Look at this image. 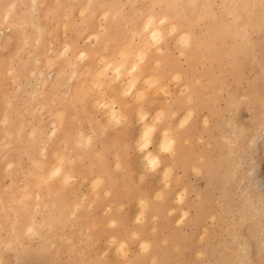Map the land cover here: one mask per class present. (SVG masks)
Here are the masks:
<instances>
[{
	"label": "rangeland",
	"instance_id": "rangeland-1",
	"mask_svg": "<svg viewBox=\"0 0 264 264\" xmlns=\"http://www.w3.org/2000/svg\"><path fill=\"white\" fill-rule=\"evenodd\" d=\"M0 264H264V0H0Z\"/></svg>",
	"mask_w": 264,
	"mask_h": 264
},
{
	"label": "bare ground",
	"instance_id": "bare-ground-1",
	"mask_svg": "<svg viewBox=\"0 0 264 264\" xmlns=\"http://www.w3.org/2000/svg\"><path fill=\"white\" fill-rule=\"evenodd\" d=\"M35 1V0H34ZM89 2H90V0H88ZM236 1V0H235ZM121 2V1H120ZM171 3V2H170ZM244 3V2H243ZM244 5H245V3H244ZM88 5H86V7H87ZM167 6H169V4L167 3ZM244 9V8H243ZM116 10V9H115ZM234 10H235V8H234ZM83 11H85V10H83ZM139 11H140V9H139ZM81 12H82V10H81ZM93 12V11H92ZM115 12L116 11H112L110 8H106L105 10H104V15L103 16H105V18H106V21H105V24L103 25V23H102V25H103V29H101V30H103V33H102V38H104L103 40H107V39H109L110 37H111V35H112V33H113V26L111 25V23H113V20H111V19H113V17L114 16H116L115 15ZM176 14H178V13H176ZM179 15V14H178ZM108 16H111V18L110 19H108ZM179 16H181V15H179ZM9 17H10V14L9 13H7V15H6V20H8L9 19ZM168 19H170L171 21H173L174 19L175 20H177V21H175V23H176V25L177 26H181V23L183 22L182 21V19H181V17L180 18H176L175 16H174V14H172V12H170V11H168V10H164V11H162V12H155V11H150V12H147L146 13V19H145V21H144V23H143V26L141 27L142 29H149V31H147L146 33L148 34L149 33V37L151 38V40H154L155 42H157L158 41V39H161V37H162V35H161V31H162V29H161V22H163L164 20H168ZM81 21V20H80ZM158 25V27L156 26V24ZM228 24V23H227ZM154 25V26H153ZM160 26V27H159ZM175 26V25H174ZM84 28V27H83ZM101 28V27H100ZM173 28V27H172ZM231 32H233V30L232 29H229ZM132 32V31H131ZM221 33V32H220ZM93 33H91L90 35H92ZM96 34V33H95ZM98 34V33H97ZM145 34V33H144ZM146 35V34H145ZM88 36V35H87ZM144 36V35H143ZM147 37V36H146ZM133 38V37H132ZM131 38V39H132ZM177 38H178V41L180 42V44H188L189 42H191L192 41V35H191V33H190V31H188V30H183V29H181L180 31H179V33L177 34ZM25 39H27V37H25ZM130 39V40H131ZM23 40H24V38H23ZM148 40V39H147ZM157 40V41H156ZM141 41H142V38H141ZM248 41V40H247ZM144 42V41H143ZM146 42V41H145ZM248 43H249V41H248ZM126 44V43H125ZM144 44V43H143ZM146 44V43H145ZM143 45V47H137V48H135V47H132V45H131V43H127L126 44V46H127V48H123V49H119V51H118V53L120 52V59H117V62H118V64L119 65H117L116 67H117V69H116V67H114V70L115 71H117L116 73V75H118L117 76V78H120V77H122V74H125L126 72H129V71H133V70H136L137 68L139 69V71H141L142 69H143V66H139L137 63L140 61L139 60V58L141 59V60H143L144 58H146L147 57V51L145 50L146 49V45ZM104 45H106V44H104ZM103 45V46H104ZM66 46V45H65ZM124 46V45H123ZM20 48H18V50H19ZM61 51V50H60ZM62 51H63V49H62ZM86 52V51H85ZM180 52V51H179ZM17 53V52H16ZM16 53H15V55H16ZM60 53V52H59ZM79 54V53H78ZM82 54H84V52L82 51ZM95 54H97V53H95ZM60 57V56H59ZM204 57V56H203ZM105 58V57H104ZM108 58H110V57H108ZM117 58V57H116ZM113 58H111V60L110 59H107V61H106V63L107 64H109V65H111V63H114L115 62V60L113 59ZM130 60L129 62L127 61V60ZM137 59H138V62H137ZM10 60V59H9ZM160 62V61H159ZM95 63V62H94ZM117 64V63H116ZM153 64H155L154 62H153ZM146 66V68L149 66V63L148 64H145ZM148 65V66H147ZM255 65V64H254ZM257 65V64H256ZM103 66V65H102ZM113 66H115V65H113ZM112 67V66H111ZM136 68V69H134V68ZM121 68V69H120ZM137 69V70H138ZM147 70V71H146ZM258 70V69H257ZM100 72V71H99ZM104 72V71H103ZM144 72V71H143ZM178 72V71H177ZM140 73H142V72H140ZM146 73V74H145ZM262 73V72H261ZM42 73H40V75H41ZM114 74V73H113ZM132 74V73H131ZM139 74V73H138ZM144 74H145V79H148L151 83H154V82H156V81H158L159 80V78H157L158 76H160L159 74V71L158 70H150V67H148L147 69H145V72H144ZM173 74H175V73H173ZM98 75V74H97ZM105 75V74H104ZM142 75V74H141ZM80 76V75H79ZM99 76V75H98ZM101 76V75H100ZM120 76V77H119ZM170 76V75H169ZM103 77V76H102ZM49 78V77H48ZM105 78V77H104ZM170 78V77H169ZM114 79V78H113ZM137 79V78H136ZM136 79H132V80H130V83L128 84V86H129V89L128 90H130V88L131 87H135L134 85H135V82H136ZM140 79V78H139ZM144 79V80H145ZM121 80V78L119 79V81ZM105 81V80H104ZM143 81V80H142ZM106 82V81H105ZM114 82V81H113ZM98 83V82H97ZM117 83V82H116ZM138 83V82H137ZM105 84V83H104ZM107 84V83H106ZM115 85H117V84H115ZM137 85H139V84H137ZM140 85H141V83H140ZM98 86V85H97ZM101 86V85H100ZM142 87V86H141ZM156 87V86H155ZM154 87V88H155ZM158 87V86H157ZM126 88V87H125ZM118 89V88H117ZM132 89V88H131ZM139 89V88H138ZM142 89V88H141ZM144 89V88H143ZM146 89H148L147 87H146ZM119 90V89H118ZM123 90H125V89H123ZM127 90V89H126ZM157 90V89H156ZM123 92V91H122ZM133 92V91H132ZM135 92V91H134ZM136 92H138V91H136ZM152 94H154V93H152ZM112 96V95H111ZM131 97V96H130ZM154 98V97H153ZM95 99V98H94ZM103 99V98H102ZM101 99V100H102ZM92 100V99H91ZM100 100V101H101ZM134 100H135V98H134ZM97 101V100H96ZM96 101H93V102H95L96 103ZM90 102V101H89ZM92 103V102H91ZM104 103V102H103ZM105 103H107V101L105 102ZM115 103V102H114ZM7 104H8V102H7ZM42 104V103H41ZM90 104V103H89ZM43 105V104H42ZM41 105V106H42ZM105 105V104H104ZM96 106V105H95ZM84 107V106H83ZM82 107V108H83ZM87 108V107H86ZM99 108V107H98ZM84 109V108H83ZM82 109V110H83ZM88 109V108H87ZM110 109V108H109ZM112 109H114L113 108V106H112ZM118 109V108H117ZM40 110H41V108H40ZM86 110V109H85ZM90 110V109H89ZM91 112H92V110H91ZM115 112V111H114ZM120 112V111H119ZM118 112V113H119ZM116 113V112H115ZM117 113V114H118ZM117 114H114L113 113V118H116V117H118V115ZM120 114V113H119ZM122 114V113H121ZM137 114V113H136ZM183 114V113H182ZM50 115V114H49ZM111 115H112V113H111ZM73 116V115H72ZM94 116V115H93ZM149 116H150V114H149ZM186 116V115H185ZM185 116H183L182 118H184ZM111 117V116H110ZM181 117V116H180ZM187 117V116H186ZM6 118V117H5ZM94 118V117H93ZM118 118H122V115L120 116V117H118ZM136 118H138V117H136ZM182 118H181V120H182ZM3 120H5V119H3ZM60 120V119H59ZM62 120V119H61ZM81 120V119H80ZM147 120V119H146ZM103 121V120H102ZM108 121V120H107ZM178 121V120H177ZM111 122V121H110ZM123 122V121H122ZM145 122V121H144ZM52 123H53V121H52ZM121 123V122H120ZM54 124V123H53ZM104 124V123H103ZM114 124V123H113ZM143 124V123H142ZM100 125V124H99ZM109 125V124H108ZM147 125V124H146ZM149 125V126H148ZM147 125V127H146V129L144 130V132H145V136L147 135V138L149 137H151L152 136V131H153V129H154V124H148ZM98 126V125H97ZM97 126H96V128H97ZM156 128V127H155ZM57 129V127H53V129H52V131H51V133H54V130H56ZM92 129V128H91ZM103 129V128H102ZM81 130V129H80ZM161 130V129H160ZM163 134H161V135H163L161 138V140H162V142L160 143V149L162 148V149H169L171 146H172V144L174 143V141H175V139L178 137H174V135H172L170 132H169V129H163ZM172 132V131H171ZM240 132V131H239ZM94 133H96V132H94ZM161 133V132H160ZM159 133V134H160ZM122 134V133H121ZM174 134V133H173ZM177 134V133H176ZM86 135V134H85ZM87 135H88V133H87ZM183 136V135H182ZM95 137H97V136H95ZM146 138V139H147ZM149 138H148V140H149ZM85 139V141H89L90 139H89V137H85L84 138ZM116 139V138H115ZM146 139H145V141H146ZM203 139V138H202ZM147 140V141H148ZM185 140V139H184ZM144 141V140H143ZM142 141V142H143ZM146 141V142H147ZM82 142V141H81ZM184 142V141H183ZM6 143H8V142H6ZM148 143H150V142H148ZM154 144V143H153ZM156 144V143H155ZM158 144V143H157ZM156 144V145H157ZM93 145H95V144H93ZM233 147V146H232ZM231 147V148H232ZM71 148V147H70ZM156 148H158L157 146H156ZM72 149V148H71ZM153 151V150H152ZM158 151V150H157ZM156 151V152H157ZM161 151H159V153H160ZM94 153H96V152H94ZM154 154H152L151 152L147 155V158H148V161H149V163L150 164H152V165H155V164H157L158 163V161H159V157L155 154V152H153ZM158 152H157V154H159ZM71 154V153H70ZM82 155V154H81ZM172 155V154H171ZM146 156V155H145ZM85 157V156H84ZM121 157V156H120ZM188 158V157H187ZM90 159V158H89ZM41 161V160H40ZM188 161V160H187ZM58 164V163H57ZM119 164H121V161L119 162ZM124 164H126V163H124ZM132 164H133V162H132ZM193 164H195V163H193ZM191 166H193L192 164H191ZM126 166H124V168H125ZM194 167H196V166H194ZM122 168H123V166H122ZM169 168V167H168ZM61 168H59L58 167V170L57 171H59ZM172 169V168H171ZM193 169V168H192ZM216 169V168H215ZM203 170H204V168H203ZM209 171V170H208ZM40 172V171H39ZM136 172H138V171H136ZM198 172V171H197ZM54 173H55V171H54ZM96 173V172H95ZM102 173V172H101ZM135 173V172H134ZM164 173V172H163ZM52 174H53V171H52ZM108 174V173H107ZM125 174V173H124ZM139 174V173H138ZM138 174H137V176H138ZM172 174V173H171ZM98 175V174H97ZM109 175V174H108ZM167 175V174H166ZM165 174H164V176H166ZM86 176V175H85ZM96 176V175H95ZM107 176V175H106ZM123 176V175H122ZM144 176V175H143ZM168 176V175H167ZM169 177V176H168ZM220 178H221V176H220ZM82 179V178H81ZM85 179V178H84ZM170 179V178H169ZM115 180V179H114ZM171 180V179H170ZM113 182H116V181H113ZM124 182V181H123ZM169 182V181H168ZM126 183V182H125ZM165 183V182H164ZM105 191L106 190H108V189H104ZM108 191H110V190H108ZM141 191V190H140ZM56 192V191H55ZM111 192V191H110ZM129 193V192H128ZM146 193V192H145ZM144 193V194H145ZM57 195V194H56ZM157 195V194H156ZM140 196V195H139ZM155 196V195H154ZM132 197V196H131ZM142 198H144V196L142 197ZM145 200V199H144ZM143 200V201H144ZM148 202V201H147ZM113 203V202H112ZM142 209V208H141ZM182 209H183V207H182ZM185 209H183V211H184ZM182 211V210H181ZM182 211V212H183ZM139 214V213H138ZM117 218V217H116ZM115 218V219H116ZM84 222V221H83ZM37 225V224H36ZM137 232V231H136ZM139 233V232H138ZM49 234V233H48ZM130 234H131V232H130ZM70 236V235H69ZM89 237V236H88ZM124 240L125 239H123V242H124ZM143 240V239H142ZM142 240H140L141 242H142ZM67 241V240H66ZM117 241V240H116ZM139 241V242H140ZM145 242V241H144ZM117 243V242H116ZM125 243V242H124ZM141 244V243H140ZM122 245V244H121ZM126 245H128V244H126ZM119 246V245H118ZM121 248V247H120ZM122 252H123V250H122ZM125 252V251H124ZM156 254V253H155ZM164 255V254H163ZM116 256V255H115ZM155 256V255H154Z\"/></svg>",
	"mask_w": 264,
	"mask_h": 264
}]
</instances>
